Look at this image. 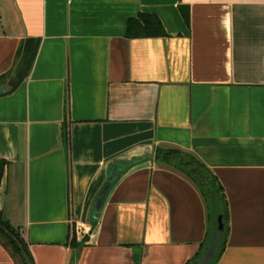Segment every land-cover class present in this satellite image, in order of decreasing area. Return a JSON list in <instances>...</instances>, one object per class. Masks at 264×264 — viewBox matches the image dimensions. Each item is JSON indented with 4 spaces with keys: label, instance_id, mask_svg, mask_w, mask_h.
Here are the masks:
<instances>
[{
    "label": "crops",
    "instance_id": "crops-1",
    "mask_svg": "<svg viewBox=\"0 0 264 264\" xmlns=\"http://www.w3.org/2000/svg\"><path fill=\"white\" fill-rule=\"evenodd\" d=\"M140 12L167 35L127 37ZM28 39L30 72L0 94V211L35 264L194 258L213 223L159 147L193 154L224 187L215 264H264V0H0V76ZM0 264H16L1 243Z\"/></svg>",
    "mask_w": 264,
    "mask_h": 264
},
{
    "label": "trees",
    "instance_id": "trees-1",
    "mask_svg": "<svg viewBox=\"0 0 264 264\" xmlns=\"http://www.w3.org/2000/svg\"><path fill=\"white\" fill-rule=\"evenodd\" d=\"M180 9L186 23L189 25L190 12L188 6L181 4ZM126 35L130 38H140L165 36L167 33L158 15L140 12L137 17L128 20ZM37 51V41L31 39L26 40L25 44L19 48L17 62L14 68L7 74L0 76V85L5 86V89L0 94H10L19 86L30 72ZM11 75L14 77L13 82L6 87L4 83ZM155 157L158 162L182 172L197 185L204 197L208 216L213 223V228L210 230L208 240L202 244L198 254L186 264H193L197 261L202 256L207 246L211 244L212 237L218 226V217L222 215L225 228L218 255L215 261L211 263L215 264L224 251L229 231L230 216L228 199L220 179L199 158L179 148L159 147L157 148ZM6 163L5 160H0V183ZM0 243L10 251L16 264H35L34 258L30 252L29 243L23 236L21 228L13 225L2 211H0ZM71 244L80 246V243L76 242L75 235L73 236Z\"/></svg>",
    "mask_w": 264,
    "mask_h": 264
},
{
    "label": "water",
    "instance_id": "water-1",
    "mask_svg": "<svg viewBox=\"0 0 264 264\" xmlns=\"http://www.w3.org/2000/svg\"><path fill=\"white\" fill-rule=\"evenodd\" d=\"M5 89V86L0 85V93ZM117 177V170L114 169V171L112 172L108 183L106 184V186L104 187L103 191L101 192L100 196H99V200L97 202L96 208H97V215H99L103 202L105 200V197L109 191V189L111 188L113 182L116 180ZM224 222H223V217L222 215H219L218 217V226L216 228V231L212 237V242L209 246H207V248L205 249V251L203 252L202 256L195 261L193 264H211L215 261L217 255H218V250H219V246L221 243V239L223 237L224 234Z\"/></svg>",
    "mask_w": 264,
    "mask_h": 264
}]
</instances>
